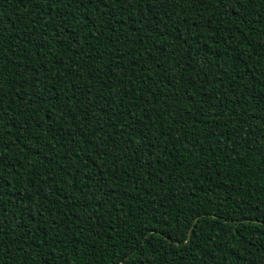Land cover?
<instances>
[{
  "label": "trees",
  "instance_id": "trees-1",
  "mask_svg": "<svg viewBox=\"0 0 264 264\" xmlns=\"http://www.w3.org/2000/svg\"><path fill=\"white\" fill-rule=\"evenodd\" d=\"M0 264H264V0H0Z\"/></svg>",
  "mask_w": 264,
  "mask_h": 264
}]
</instances>
